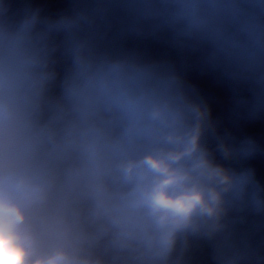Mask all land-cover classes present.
<instances>
[{
	"label": "clouds",
	"instance_id": "obj_1",
	"mask_svg": "<svg viewBox=\"0 0 264 264\" xmlns=\"http://www.w3.org/2000/svg\"><path fill=\"white\" fill-rule=\"evenodd\" d=\"M0 264H264V0H0Z\"/></svg>",
	"mask_w": 264,
	"mask_h": 264
}]
</instances>
